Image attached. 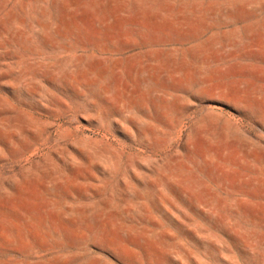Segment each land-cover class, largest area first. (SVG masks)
I'll use <instances>...</instances> for the list:
<instances>
[{
  "label": "rangeland",
  "instance_id": "rangeland-1",
  "mask_svg": "<svg viewBox=\"0 0 264 264\" xmlns=\"http://www.w3.org/2000/svg\"><path fill=\"white\" fill-rule=\"evenodd\" d=\"M0 264H264V0H0Z\"/></svg>",
  "mask_w": 264,
  "mask_h": 264
}]
</instances>
